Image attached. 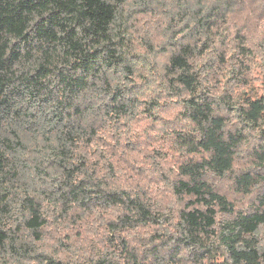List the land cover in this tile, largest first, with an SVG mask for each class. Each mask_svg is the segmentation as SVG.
<instances>
[{
    "label": "trees",
    "instance_id": "1",
    "mask_svg": "<svg viewBox=\"0 0 264 264\" xmlns=\"http://www.w3.org/2000/svg\"><path fill=\"white\" fill-rule=\"evenodd\" d=\"M0 264H264V0H0Z\"/></svg>",
    "mask_w": 264,
    "mask_h": 264
}]
</instances>
